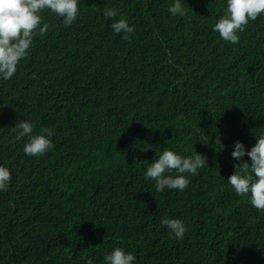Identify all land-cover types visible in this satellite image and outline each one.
I'll return each mask as SVG.
<instances>
[{
	"label": "trees",
	"instance_id": "16d2710c",
	"mask_svg": "<svg viewBox=\"0 0 264 264\" xmlns=\"http://www.w3.org/2000/svg\"><path fill=\"white\" fill-rule=\"evenodd\" d=\"M174 2L79 0L68 27L43 13L48 31L0 78V264H105L116 247L135 264H264V211L227 183L251 163L235 143L264 135V15L233 45L213 31L226 0H181L183 17ZM103 8L128 19L130 41ZM23 120L52 129L54 148L25 155ZM165 148L207 158L184 191L145 179ZM164 218L184 222L182 239Z\"/></svg>",
	"mask_w": 264,
	"mask_h": 264
},
{
	"label": "clouds",
	"instance_id": "9594fccd",
	"mask_svg": "<svg viewBox=\"0 0 264 264\" xmlns=\"http://www.w3.org/2000/svg\"><path fill=\"white\" fill-rule=\"evenodd\" d=\"M184 5L181 0H175L169 11L173 16L183 17L190 9ZM92 9L101 11L95 5ZM45 10L63 18L64 26L68 27L79 15V0H0V78L3 80L11 79L16 73L19 62L27 57L35 37H42L48 31L49 25L43 22ZM102 14L114 21L110 28L115 33H123L122 38L130 41V34L135 28L129 26L125 16L120 15L116 19L118 12L113 8H103ZM261 15H264V0H226V8L213 26V31L223 41L235 45L240 40L238 33L244 32L249 22L256 21ZM17 130V139L28 137L23 148L27 156H42L54 148L51 140L54 133L50 128H42L40 134L33 135V123L23 120L12 128V131ZM256 140L255 146L248 152H245L241 142L235 143L233 158L241 160L247 155L251 163L242 162L234 166L235 173L227 183L237 196H249L251 205L264 211V135ZM157 154L158 159L149 164L145 179L154 180L158 192H163L165 188L184 191L190 183L185 174L197 175L198 169L207 165V158L196 152L194 156H182L165 148ZM173 171L176 176L165 175ZM11 180L9 168L0 166V191H7ZM160 223L170 230L175 239L184 237L186 226L181 219L164 218ZM104 261L105 264H135L136 256L122 247H116L104 256ZM89 264H92L91 260Z\"/></svg>",
	"mask_w": 264,
	"mask_h": 264
}]
</instances>
